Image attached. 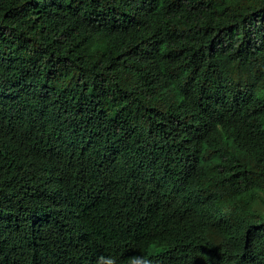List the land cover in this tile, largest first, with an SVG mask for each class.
Segmentation results:
<instances>
[{
    "label": "trees",
    "instance_id": "1",
    "mask_svg": "<svg viewBox=\"0 0 264 264\" xmlns=\"http://www.w3.org/2000/svg\"><path fill=\"white\" fill-rule=\"evenodd\" d=\"M0 264H264V0H0Z\"/></svg>",
    "mask_w": 264,
    "mask_h": 264
}]
</instances>
